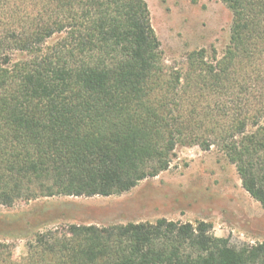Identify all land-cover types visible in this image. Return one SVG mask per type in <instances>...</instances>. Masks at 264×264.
<instances>
[{
	"label": "trees",
	"instance_id": "obj_1",
	"mask_svg": "<svg viewBox=\"0 0 264 264\" xmlns=\"http://www.w3.org/2000/svg\"><path fill=\"white\" fill-rule=\"evenodd\" d=\"M229 37L163 64L146 0H0V204L109 196L215 147L264 206V0H220ZM25 57L13 61V53ZM0 264H264L205 220L67 224Z\"/></svg>",
	"mask_w": 264,
	"mask_h": 264
},
{
	"label": "rangeland",
	"instance_id": "obj_2",
	"mask_svg": "<svg viewBox=\"0 0 264 264\" xmlns=\"http://www.w3.org/2000/svg\"><path fill=\"white\" fill-rule=\"evenodd\" d=\"M163 64L176 66L194 49L228 42L231 13L220 0H146ZM25 57L13 53V61ZM205 220L233 244L264 241V206L242 188L235 167L215 147L178 146L170 167L128 191L109 196L14 197L0 204V243L11 259L49 229L67 224Z\"/></svg>",
	"mask_w": 264,
	"mask_h": 264
}]
</instances>
